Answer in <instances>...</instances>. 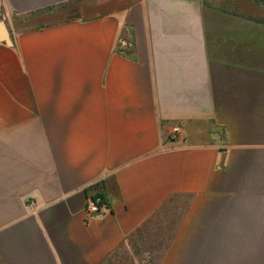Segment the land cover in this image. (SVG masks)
I'll use <instances>...</instances> for the list:
<instances>
[{
  "label": "crops",
  "instance_id": "obj_1",
  "mask_svg": "<svg viewBox=\"0 0 264 264\" xmlns=\"http://www.w3.org/2000/svg\"><path fill=\"white\" fill-rule=\"evenodd\" d=\"M0 264H264V0H0Z\"/></svg>",
  "mask_w": 264,
  "mask_h": 264
},
{
  "label": "built area",
  "instance_id": "obj_2",
  "mask_svg": "<svg viewBox=\"0 0 264 264\" xmlns=\"http://www.w3.org/2000/svg\"><path fill=\"white\" fill-rule=\"evenodd\" d=\"M181 132L180 126H174L172 128L171 137L176 139ZM103 183V178L96 181V184L101 185ZM107 208V202L104 201L100 196H95L92 198L87 206V212L89 215L101 214Z\"/></svg>",
  "mask_w": 264,
  "mask_h": 264
},
{
  "label": "trees",
  "instance_id": "obj_3",
  "mask_svg": "<svg viewBox=\"0 0 264 264\" xmlns=\"http://www.w3.org/2000/svg\"><path fill=\"white\" fill-rule=\"evenodd\" d=\"M96 196H100L105 201V195L103 193H97Z\"/></svg>",
  "mask_w": 264,
  "mask_h": 264
}]
</instances>
